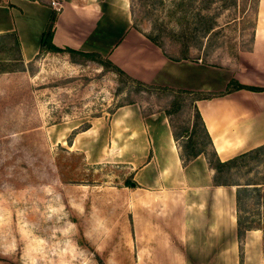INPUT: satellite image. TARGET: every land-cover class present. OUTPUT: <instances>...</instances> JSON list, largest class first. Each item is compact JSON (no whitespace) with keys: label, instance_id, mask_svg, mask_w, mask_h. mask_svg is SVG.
Returning a JSON list of instances; mask_svg holds the SVG:
<instances>
[{"label":"crops","instance_id":"crops-1","mask_svg":"<svg viewBox=\"0 0 264 264\" xmlns=\"http://www.w3.org/2000/svg\"><path fill=\"white\" fill-rule=\"evenodd\" d=\"M58 1L52 41L59 47L98 52L149 83L223 91L234 78L264 86V0H258L251 47L229 64L170 59L133 27L130 0ZM54 9L50 0L0 3V33L16 35L21 63L41 53ZM196 105L221 160L264 144V90L236 88ZM81 122L52 123L48 138L66 143L86 164L124 167L123 182L102 187L107 194L91 202L95 214L127 219L126 227L113 231L110 249L126 264H264L262 228L250 227L238 237L240 185L216 183L203 153L183 163L164 112L145 114L139 103H127L79 128ZM100 234L91 240L96 250L104 249L96 240Z\"/></svg>","mask_w":264,"mask_h":264},{"label":"rangeland","instance_id":"rangeland-1","mask_svg":"<svg viewBox=\"0 0 264 264\" xmlns=\"http://www.w3.org/2000/svg\"><path fill=\"white\" fill-rule=\"evenodd\" d=\"M219 2L215 0L212 7ZM250 4L251 0L244 2V16L232 7L220 10V21L232 17L236 21L224 29V45L214 48L209 63H232L241 45L249 46ZM146 7L141 0L134 1L142 30L150 32L159 21ZM161 29L164 48L174 53L177 43L166 28ZM5 41H0V264H126L120 252L110 249L113 231L126 227L127 219L111 212L95 214L91 202L107 194L102 187L123 182L124 167L86 164L66 143L48 138L52 123L76 118L82 128L92 116L111 113L125 94L118 75L96 58L77 55L78 62L71 61L65 51H43L26 63L11 60ZM11 52L16 57L13 47ZM132 95L145 112H163L162 104L172 98L157 92ZM183 103L170 114L179 132L183 126L191 127L192 121L198 124L190 98ZM200 128L197 125L198 132ZM215 177L248 186L239 188L238 213L245 225L263 230L264 144L215 171ZM97 233L103 250H96L91 241Z\"/></svg>","mask_w":264,"mask_h":264},{"label":"trees","instance_id":"trees-1","mask_svg":"<svg viewBox=\"0 0 264 264\" xmlns=\"http://www.w3.org/2000/svg\"><path fill=\"white\" fill-rule=\"evenodd\" d=\"M134 1L130 0V11L132 25L137 30L141 31L147 38L153 43L159 46L162 52L173 60L189 59L195 61H202L209 63L207 58L213 52L216 46L224 45L226 27H230L231 22L236 21V17H232L225 21L219 20V12L222 9L232 7L235 12H239L244 16L245 6L244 0H220L216 7H212L215 0H141L145 4L148 11H154L156 18L159 21L158 25L154 24L151 31H143L139 19L136 17ZM243 3V4H242ZM258 0H251L249 8L253 10V31L249 46L242 45L240 50L249 49L253 42V33L255 26V16L257 13ZM210 8H217L216 10L210 11ZM162 12V15L158 13ZM241 15V16H242ZM57 17V11L54 9L50 15L47 26L43 32L40 52L42 51H65L69 54L70 60L78 62L76 56L83 57L84 59H94L100 64L108 65L118 75L119 89H125V94L121 96V99L117 106L127 103H139L143 113L145 112L141 102L135 98L132 94L137 93H162L172 95V98L166 99L162 104V111L166 114L173 137L176 141L177 147L179 148V155L181 160L184 162L196 157L198 154L203 153L207 159V162L214 171L222 170L224 165H232L239 159L245 157L251 150L240 153L234 157L226 160H221L217 155L215 148L212 144L211 136L209 135L204 120L200 114V111L196 105L198 99L211 98L213 96L221 95L230 90L236 88H247L250 90L262 91L264 86H256L240 83L234 78H231L223 91H206V90H193L187 88L171 87L168 85H162L157 83H149L131 76L125 72L122 68L112 62L110 59L102 56L100 53L95 51H82L69 46L59 47L52 41L54 23ZM232 24V23H231ZM161 26L166 28L171 35L172 39L177 43L174 53H169L164 48L161 40L162 29ZM6 40V41H5ZM0 41H5L7 44L6 49L8 50L9 59L18 60L19 55L17 53L18 42L16 35L13 32L0 33ZM247 44V43H246ZM233 47L232 44H230ZM11 47L16 50V57L11 52ZM192 50H199L197 53H192ZM239 50V49H238ZM238 55V52L236 51ZM214 64V63H210ZM190 98L193 115L198 121L191 122V127L183 126L181 132L175 129V125L170 118V114L178 111L183 105V99L186 97ZM116 106V107H117ZM197 125H200V132L197 130ZM70 141V137L67 142ZM260 146L256 148H260ZM255 149V148H254ZM253 150V149H252ZM214 181L218 184L229 183L226 180H218L214 175ZM248 187V186H240ZM239 187V188H240ZM239 188L237 189V232L239 239L242 238L246 229L250 228L245 225L240 218L238 213L239 205ZM258 188V187H257ZM264 189V188H263ZM243 223V224H242ZM264 231V229H263ZM264 233V232H263ZM263 251H264V235H263Z\"/></svg>","mask_w":264,"mask_h":264},{"label":"built area","instance_id":"built-area-1","mask_svg":"<svg viewBox=\"0 0 264 264\" xmlns=\"http://www.w3.org/2000/svg\"><path fill=\"white\" fill-rule=\"evenodd\" d=\"M51 5L58 11L61 7V3L58 0H50Z\"/></svg>","mask_w":264,"mask_h":264}]
</instances>
